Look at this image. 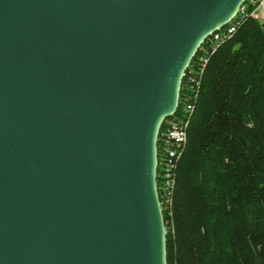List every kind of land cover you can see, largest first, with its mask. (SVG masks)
Segmentation results:
<instances>
[{"label":"water","instance_id":"95a60500","mask_svg":"<svg viewBox=\"0 0 264 264\" xmlns=\"http://www.w3.org/2000/svg\"><path fill=\"white\" fill-rule=\"evenodd\" d=\"M244 0H0V264H167L156 138Z\"/></svg>","mask_w":264,"mask_h":264},{"label":"trees","instance_id":"16d2710c","mask_svg":"<svg viewBox=\"0 0 264 264\" xmlns=\"http://www.w3.org/2000/svg\"><path fill=\"white\" fill-rule=\"evenodd\" d=\"M162 214L167 264H264V20L211 54Z\"/></svg>","mask_w":264,"mask_h":264},{"label":"built area","instance_id":"2783aa9c","mask_svg":"<svg viewBox=\"0 0 264 264\" xmlns=\"http://www.w3.org/2000/svg\"><path fill=\"white\" fill-rule=\"evenodd\" d=\"M264 17V0H244L229 22L213 31L200 44L184 70L178 105L163 119L156 138V188L161 210L170 213L176 168L187 141V131L206 64L216 49L231 38L247 20ZM197 54V55H196ZM182 94V95H181Z\"/></svg>","mask_w":264,"mask_h":264},{"label":"rangeland","instance_id":"374dc122","mask_svg":"<svg viewBox=\"0 0 264 264\" xmlns=\"http://www.w3.org/2000/svg\"><path fill=\"white\" fill-rule=\"evenodd\" d=\"M259 20H261V21L264 20V17L263 18H260Z\"/></svg>","mask_w":264,"mask_h":264}]
</instances>
